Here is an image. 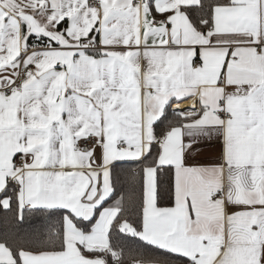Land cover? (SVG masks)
I'll return each instance as SVG.
<instances>
[{"label":"snow or ice","instance_id":"obj_1","mask_svg":"<svg viewBox=\"0 0 264 264\" xmlns=\"http://www.w3.org/2000/svg\"><path fill=\"white\" fill-rule=\"evenodd\" d=\"M0 264H264V0H0Z\"/></svg>","mask_w":264,"mask_h":264}]
</instances>
